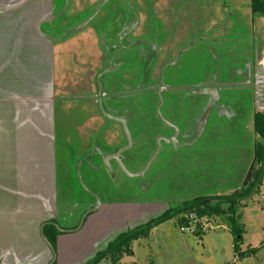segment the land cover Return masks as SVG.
Returning <instances> with one entry per match:
<instances>
[{"label":"rangeland","instance_id":"1","mask_svg":"<svg viewBox=\"0 0 264 264\" xmlns=\"http://www.w3.org/2000/svg\"><path fill=\"white\" fill-rule=\"evenodd\" d=\"M96 1L69 0L64 11L62 0H52L56 9H62L59 10L62 22ZM132 1L142 10L140 24L133 35L143 39L149 30L146 10L150 9L162 21L169 1ZM170 7L173 8L169 13L176 10L174 6ZM182 11L178 15L181 14L179 17L184 20L183 32L169 35L165 29L172 27L171 23L168 20L162 22L161 32L169 36L161 43H155L159 56L151 74L155 78L160 76L164 86H175L177 91L174 93L188 98L203 93L207 79L213 76L212 86L217 88L213 90L215 98L211 97L201 106L191 102L185 103V108L178 107L183 114L176 119L177 122L170 115L176 107L170 106L168 94L162 95L165 103L160 110L161 117L154 113L152 105L145 106L148 104L142 94V102L140 98L139 104L133 108L137 117L127 125L132 146L124 152L123 164L129 173L142 169L152 157L157 134L166 138L172 133L168 125H172L171 121L178 129V140L162 143L160 153L143 177H129L112 160L101 167L105 157L101 148L123 146L126 139L119 123L106 120L100 112L97 113L98 106L95 105L97 121H105V127L100 129L104 134L94 139L97 157L91 153L92 138L88 130L77 134L75 125L68 128L62 121L64 137L68 132L71 137H67L68 140L63 137L58 151L57 200L66 214L59 218V224L62 228L75 225L76 229L82 216L96 207V197L98 206L85 216L78 230L61 234L54 249L47 246L49 261L55 256L54 264H86L118 234L161 215L167 209L194 198L216 194L229 196L236 192L237 195L247 193L238 198L235 217L242 229L240 251L254 250L251 254L242 258L235 255L227 213L200 218L189 215L186 227L192 229L191 233L181 232L174 220L167 221L151 230L147 238L133 242L132 253L125 255L119 264H264V170L254 193L257 183L250 190L243 186L244 182L254 178L256 168L259 170L260 167V164L254 166L250 180L247 179L250 167H246L249 162L251 165L254 138L255 142L259 141L253 128V114L264 110L262 80L255 78L254 84L258 82L259 85L254 86V92L252 83L245 86L241 83L246 77L245 62L252 59L254 51L258 53L256 63L264 64V20L252 15L249 0H190ZM96 19L73 34L63 52L66 57L72 50L73 55L77 53L75 61L81 65L92 64L88 76L91 80L90 74L96 76L111 59L108 60L101 50V40L95 29ZM177 53L175 64L162 72ZM66 62V67L70 68L71 58ZM113 79L109 74L105 75V94H111ZM219 81L224 84H218ZM93 94L98 99L95 89ZM103 103L111 111V104ZM88 116L87 113L80 115L79 122ZM177 141L191 143L177 148ZM223 208L226 210V205ZM196 232L201 236H196ZM35 259L38 257L33 261ZM100 264L111 263L104 260Z\"/></svg>","mask_w":264,"mask_h":264},{"label":"crops","instance_id":"2","mask_svg":"<svg viewBox=\"0 0 264 264\" xmlns=\"http://www.w3.org/2000/svg\"><path fill=\"white\" fill-rule=\"evenodd\" d=\"M59 10L52 0H0V264H50L44 239L54 249L61 234L72 233L54 225L75 229L58 221L66 215L57 200L62 123L75 125L77 134L88 130L92 155L94 139L104 134L105 121L95 114L96 76L88 78L92 64L75 61L72 50L63 56L76 33L63 38ZM84 113L89 116L79 122ZM255 144L254 138L253 157ZM216 196L224 195L203 198Z\"/></svg>","mask_w":264,"mask_h":264},{"label":"trees","instance_id":"3","mask_svg":"<svg viewBox=\"0 0 264 264\" xmlns=\"http://www.w3.org/2000/svg\"><path fill=\"white\" fill-rule=\"evenodd\" d=\"M62 1V8L64 6V11H66L69 0ZM168 1L169 6L166 9V15L162 16V21L155 17L150 9L146 10L149 30L146 36H143V39L133 35L136 33L140 24L139 14L142 10H139L137 8L138 6H135L132 0H97L91 7L83 8L75 14L74 17L63 19L64 27L62 32L63 38L66 39L70 35L88 26L93 18H97L95 25L96 33L101 40V50L108 56V60L112 52L119 47V37L123 33L129 31L136 21H138L132 32L122 41L123 49L118 52L113 59L112 69L108 73L109 76L114 78L112 88L109 90L111 94H105V91L103 92L104 94L102 93V103L105 101L111 104L112 112L107 110L103 103L105 111L114 116L125 118L127 125L129 122H133L135 120L134 118L137 117V112H135L133 108L136 107L135 105L139 104L140 98L142 102V94H144V102L148 104L145 106L152 105L154 107V91L160 88V76L155 78V76L151 74L152 67L159 56V51L156 48L157 44L155 43H161L163 39L165 40V38L173 32L181 33L184 31V20L183 17H179L181 14L178 15V13L183 12L182 10L185 9V6L189 4L190 0ZM170 6H174L176 10H172L173 12L169 13L168 11L173 8ZM249 8L253 16L264 20V0H249ZM167 20L172 26L168 28L169 31L165 29L169 35H166V32H164V34L161 32L162 22ZM156 34H158V36L155 37ZM107 64L108 62L102 70L107 67ZM100 72H98L96 76ZM125 77H127V79ZM104 78L105 76L102 78L103 86ZM170 87L175 86H169V88ZM165 88H168L167 85H165ZM146 99L147 101H145ZM253 118L254 132L259 140L255 145L256 161L260 164L259 170L255 174L254 185L255 183L260 185L261 181L259 180L264 170V112H255ZM124 144H126V141ZM120 147H122V145L115 148L113 147L112 149L108 148L104 150V148H101V150L103 149L104 153L108 155L116 152ZM125 156L126 153H123V161ZM254 185L250 188L252 189ZM245 194L247 193L209 198H194L185 201L178 207L167 209L161 215L118 234L113 240L108 242L104 249L97 252L86 264H100V262L104 260L109 261L111 264H119L125 255H130L132 253L131 244L133 242L147 238L151 230L167 221L174 220L179 227H186L189 215L200 218L211 215L220 216L225 213L228 214L226 220H228L229 224V233L233 237L235 255L238 258L247 256L251 254V252H254V250L248 249L243 252L240 251L239 242L242 240V229L240 228L241 226L237 224V218L235 217V204L238 198ZM224 205L227 207L226 210L223 208ZM195 234L198 237L201 236L199 232Z\"/></svg>","mask_w":264,"mask_h":264},{"label":"water","instance_id":"4","mask_svg":"<svg viewBox=\"0 0 264 264\" xmlns=\"http://www.w3.org/2000/svg\"><path fill=\"white\" fill-rule=\"evenodd\" d=\"M138 23V21H136V23L131 27V29L125 33H123L119 39H118V44H119V47L117 49H115L112 54H111V59L109 60L108 64H107V67L102 70L97 76H96V79H95V84H96V88H97V106H98V109H99V112L100 114L107 120H111V121H115L117 123H119L123 129V132H124V135H125V139H126V144L120 148L117 149L116 152L114 153H111V154H108L106 155L103 159H102V166H105L107 165L111 160L114 161L116 163V165H118L119 169L125 173L126 175H128L129 177H143L145 175V173L147 172V170L149 169L151 163L156 159V157L158 156V154L160 153V150H161V145L162 143H166V144H170V143H175L176 142V139H177V135H178V129L173 126V125H169V127H171L173 130H174V134L172 137L170 138H165L163 136H159L157 137L156 139V149L152 155V157L145 163V165L143 166L142 169H140L139 171L135 172V173H129L124 164H123V153L125 151H127L128 149H130V147L132 146V140H131V135H130V132L128 130V126H127V121L125 118L123 117H120V116H114L110 113H107L103 107V103H102V93H103V85H102V78L107 75L111 69H112V62H113V59L114 57L116 56V54L118 52H120L122 49H123V44H122V41L126 38V36H128L132 30L135 28L136 24ZM180 53V52H179ZM179 53H177L175 55V59L170 63V64H167L162 72L164 71V69L168 66H171V65H174L175 62H176V59L179 55ZM163 87V85H162ZM162 88L159 90L158 94H160ZM159 99H160V104L157 108V113L159 115V117H161V113H160V107H161V97L159 95ZM257 188V185L255 186V188L253 189L252 193H254V190ZM96 201H97V204L95 205L96 207H94L93 209H91L90 211H87L81 218V221L79 223V226L74 229V230H71V231H65V230H62V229H59L58 226L54 225L55 228L60 231V232H73L75 230H78L80 228V226L82 225V220L85 218V216L87 214H89L90 212L92 211H95L97 206H98V200H97V197H96ZM44 239V237H43ZM45 243L50 247V244L48 243V241L46 239H44ZM54 258L55 256L53 255V259L51 261L50 264L53 263L54 261Z\"/></svg>","mask_w":264,"mask_h":264},{"label":"flooded vegetation","instance_id":"5","mask_svg":"<svg viewBox=\"0 0 264 264\" xmlns=\"http://www.w3.org/2000/svg\"><path fill=\"white\" fill-rule=\"evenodd\" d=\"M258 55V53H256V51H254V54H253V56H252V59H250V60H247L246 62H245V75H246V77L244 78V80L241 82L244 86L245 85H247V84H250V83H252V85H253V92H254V86H256V84H257V86L259 85V83L258 82H256V84H254L255 83V78L257 77V78H260L261 80H262V84H260L261 86L260 87H262V89H261V91H262V93H261V95H262V97L264 96V86H263V75H264V64H262V63H260V64H258V63H256V62H258L257 60V56ZM173 59H175V56H174V58ZM171 63V62H170ZM170 63H168V64H170ZM167 65V64H166ZM237 70V69H236ZM238 72L241 74L242 73V71L241 70H239L238 69ZM213 74V73H212ZM212 77L213 76H211L210 78H208L207 80V82L205 83V85L203 86L204 87V91H203V93H199L198 95H196V96H191V98H188V97H186V96H184V95H179V94H176V93H174L175 91H177V89L175 88V87H170V88H165V86H164V84H163V80L161 79V81H160V88H158L156 91H154V108H153V111H154V113L155 114H157L158 115V113H157V108H158V106H159V104H160V99H159V95H160V97H161V102H162V104H161V107H160V110H161V108H162V106L164 105V98H162V95L165 93L166 95L168 94V96H169V99H170V101H171V103H170V106H172V107H176V110L175 111H173L172 113H170V115H171V117H172V120L173 121H177L178 122V120H176V119H179L180 117H181V114H183L182 113V110H180V109H178V107H186V106H184V104L186 103V105H188V104H191V102L192 103H194L195 105L196 104H199V106H201V105H203V104H205V103H207V101L209 100V99H211V97H214L215 96V94L213 93V90L214 89H217V88H214L213 89V86H212V83H213V81H212ZM218 81V80H217ZM205 82V81H204ZM203 82V83H204ZM226 82V81H225ZM198 83H201L200 81H198ZM218 84H224V82H222V81H219L218 82ZM229 84H231V82H229ZM162 85H163V87H162ZM162 88V90H161V92H160V94H158V92H159V90ZM174 94H176V95H174ZM254 95V94H253ZM256 96H258V94H256L255 95V97ZM215 98V97H214ZM264 98V97H263ZM256 100H257V98H255ZM166 106H168V104L166 105ZM171 111V110H170ZM256 112H264V110H257ZM253 117H254V114H253ZM253 120H254V118H253ZM179 122H181V121H179ZM171 123H172V125L173 126H175V125H177V124H174L175 122H172L171 121ZM176 127V126H175ZM177 128V127H176ZM171 134L168 136V137H166L167 139L168 138H170V137H172L173 136V134H174V130L171 128ZM158 135L159 134H157L156 135V137H158ZM155 137V138H156ZM164 137V136H163ZM177 137H178V135H177ZM256 145V144H255ZM155 146H156V144H155ZM156 149V148H155ZM257 164H259L257 161H256V152H255V154H254V157H253V167H251L252 165H250V168H249V170H248V176H247V179H249L250 180V178H251V175H252V173H253V169H254V166H256ZM258 172V168H256V173ZM255 173V174H256ZM263 173V172H262ZM249 177V178H248ZM254 178H255V176H254ZM254 178L249 182L248 181V183H247V181L246 182H244V187L246 186L248 189L252 186V185H254V182H255V180H254ZM254 181V182H253ZM259 181H262V174H261V178H260V180ZM257 186H258V183H257ZM236 194H237V192H236ZM235 194V195H236Z\"/></svg>","mask_w":264,"mask_h":264},{"label":"built area","instance_id":"6","mask_svg":"<svg viewBox=\"0 0 264 264\" xmlns=\"http://www.w3.org/2000/svg\"><path fill=\"white\" fill-rule=\"evenodd\" d=\"M180 231H181V232H188V233H191V232H192V229L189 228V227H181V228H180Z\"/></svg>","mask_w":264,"mask_h":264}]
</instances>
